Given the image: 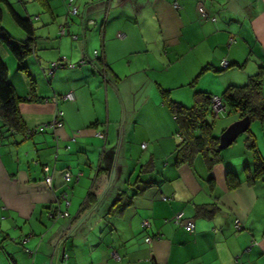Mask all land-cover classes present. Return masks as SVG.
<instances>
[{
	"label": "crops",
	"instance_id": "0c3cea01",
	"mask_svg": "<svg viewBox=\"0 0 264 264\" xmlns=\"http://www.w3.org/2000/svg\"><path fill=\"white\" fill-rule=\"evenodd\" d=\"M7 1L34 29L26 66L35 92L18 105L25 127L52 121L56 109L63 114L54 131L28 137L0 122V264H264V173L250 175L246 131L210 169L200 155L175 165L178 129L159 93L188 85L207 65L213 70L203 72L210 77L202 91L219 96L259 72L257 100L264 99V0H71L77 17H70L67 0ZM9 19L0 5V26L24 39ZM0 57L16 94L25 96L28 77L1 43ZM63 58L68 66L49 74ZM67 92L73 100L60 98ZM236 119L213 123V135ZM253 121L259 127L250 132L264 158L257 141L264 118ZM148 160L153 169L139 174ZM64 170L67 206L60 198ZM87 174L86 194L91 188L97 200L78 212ZM137 176L153 184L123 210L108 212ZM196 205L209 212L196 215ZM57 209L67 216L50 218ZM179 211L192 231L172 222Z\"/></svg>",
	"mask_w": 264,
	"mask_h": 264
},
{
	"label": "trees",
	"instance_id": "16d2710c",
	"mask_svg": "<svg viewBox=\"0 0 264 264\" xmlns=\"http://www.w3.org/2000/svg\"><path fill=\"white\" fill-rule=\"evenodd\" d=\"M2 4L6 6L8 14L12 21L24 32L25 38L22 40L13 39L8 31L0 26V43L4 44L7 47L16 63H18V70L24 72L28 77L29 90L25 96L20 97L16 94L12 84L8 79L7 67L0 57V122L1 125L3 127H6L8 130L21 132L24 134V137H28V134L33 135L49 129L47 128L40 131H35V129L40 125L33 129H26L18 110L19 103L27 98L31 99L35 92V81L29 74L26 64L24 65L23 63V60L31 53L33 48V45H30L33 43L34 29L30 21L20 16L12 8L7 0H0V5ZM57 62H59V66L60 64L62 66H68L66 62H62L60 60H58ZM207 70H213V68L207 65L203 66L196 77L189 83V85L192 86L196 78ZM258 76L259 72L249 77L246 84L241 86L229 85L223 90L219 97L225 103V113H236L238 114L239 118L248 116L250 121H253L255 119L262 120L264 118V99H261L259 101L257 100V97L259 96L258 91L260 89V79ZM159 93L162 98V104L167 107L170 114L174 117L178 129L177 134L179 136V141L174 152L175 165L190 163L195 155H200L203 158L204 163L206 164V168H212V166L221 159L222 151V149L218 148V137L214 136L212 133L214 123L213 118L214 116H216L210 109L211 98L213 95L206 91L195 90L192 93V104L190 106H185L180 102L172 100L169 97V90L160 88ZM61 125L62 122L60 126ZM56 128L57 127H55L54 129ZM54 129H52V131H54ZM245 135L244 146L251 152L253 158V170L251 171L250 175L252 178L258 177L264 173V158L259 154L256 148L254 136L249 129L246 130ZM152 169V161L148 160L139 167V174L150 172ZM65 172L66 171L64 170L62 173L63 179V175L65 174ZM227 174L231 177H234L232 172H228ZM138 177L139 176H137V178L131 183V185H128L126 187V190L121 191L116 195L110 205L108 212L116 213L123 210L124 207L131 203L133 196L140 194L153 184L152 182L142 181ZM68 180H65V188L60 193V198L63 201L64 199L61 197V194L62 192L67 193V205H69V186L66 184ZM50 187L52 188V180L50 183ZM127 189L129 191H132L129 195H127ZM96 200L97 197L95 196L94 191L90 188L82 203L79 205L78 212L85 210L88 206L94 204ZM53 211L55 212V210ZM53 211L49 213L50 218L61 217V215L57 214L58 211L61 214V211L59 209L56 210V213H54ZM208 212L209 210L205 205L195 206L196 215L204 216V214ZM64 256V258L67 257L66 255Z\"/></svg>",
	"mask_w": 264,
	"mask_h": 264
},
{
	"label": "built area",
	"instance_id": "2783aa9c",
	"mask_svg": "<svg viewBox=\"0 0 264 264\" xmlns=\"http://www.w3.org/2000/svg\"><path fill=\"white\" fill-rule=\"evenodd\" d=\"M67 3H68V7H69L68 8V13L71 14V15L76 14L77 13V9L74 6H71V0H67ZM200 14L202 16H204V17L206 16L205 15V12L203 10H201V9H200ZM93 56L94 57L97 56L96 50L93 52ZM61 60H62V62H65L64 61L65 60L64 58L61 59ZM84 62L85 61L82 60V61H80V64H83ZM220 64H221V66H225L226 65V61H222ZM58 66H59V62H57V61L51 63L50 66H49L48 72L51 73L54 69L58 68ZM60 66H62V65L60 64ZM70 66H73V65L71 64ZM60 98L61 99H65V100L66 99L67 100H73L74 99L73 94L71 92H67L64 95H61ZM56 100L57 99L54 97V100L53 101L56 102ZM210 109H211L212 113H214L215 115L220 114V113L224 112L225 103L223 102V100L219 96H212V98H211V104H210ZM62 114H63V112L61 110L56 109L55 112H54V117H53L52 121L49 122V123H45V124L40 125L38 128L35 129V131L36 130L37 131H40V130L47 129V128L54 129L55 127L60 126ZM97 135L99 137H101V138H104V134L103 133L98 132ZM141 146L142 147H145V143H142ZM42 171L44 173H47L49 171L48 165H43L42 166ZM63 177H64L65 180H68L69 177H70L69 172H65V174L63 175ZM44 183L48 187H50V183H51L50 176H47V175L44 176ZM61 197L64 199V201H65L64 203L67 206V204H68V201L66 199L67 193L66 192H62ZM57 214L58 215H61V216H67V212L66 211H61V214L58 211ZM172 222L174 224H176V225H182L188 231H192L193 230V222L191 220H185L182 211L177 212L173 216ZM235 224H236V227L239 228V226H238V220H235ZM147 225H148V221L147 220H142V226L146 227ZM150 240H151L150 237H146L145 238V241L146 242H149Z\"/></svg>",
	"mask_w": 264,
	"mask_h": 264
},
{
	"label": "rangeland",
	"instance_id": "374dc122",
	"mask_svg": "<svg viewBox=\"0 0 264 264\" xmlns=\"http://www.w3.org/2000/svg\"><path fill=\"white\" fill-rule=\"evenodd\" d=\"M67 11V10H66ZM77 17V15H73V16H70V17ZM102 17L103 16H101V19H102ZM9 21H10V23H13L10 19H9ZM76 22V21H75ZM77 25H78V22L76 23ZM86 28H88V29H90L91 28V26H90V24H89V27L87 26ZM82 29V28H81ZM85 29V28H84ZM69 41H70V38H69ZM7 48V47H6ZM32 56L31 55H28V56H26V58L23 60V63H24V65L26 64V62L29 60V58H31ZM77 62V61H76ZM23 63H22V65H23ZM16 66H18V63H16ZM203 66V65H202ZM80 67V66H79ZM8 68V67H7ZM199 69H200V65L198 66V68L194 71V73H193V75H192V77H191V79L193 80L195 77H196V75L198 74V71H199ZM128 71V70H127ZM215 76H217V74L215 75ZM168 77H170V79H172V76L170 75V76H168ZM208 77H210L209 75H205L204 76V73L203 74H201L199 77H197V79H196V81H195V83H193V85L192 86H190L189 84L188 85H185V86H181V87H178V88H176V89H174V91L172 90L171 92H170V95H169V97L172 99V100H174V101H178V102H181V104H183V105H185V106H190L191 104H192V93L195 91V90H204V88H206L207 86H208V83H209V81L207 80L208 79ZM33 79H35L34 77H32ZM166 78V77H165ZM190 79V80H191ZM191 80V81H192ZM188 82H190V81H188ZM204 82H205V85H204ZM122 82H119V85H122L121 84ZM207 90V89H206ZM209 91V90H208ZM187 92V94H189L190 95V97H189V99L186 101V103H182L183 102V96H184V94ZM210 92V91H209ZM178 97V98H177ZM231 114H229V113H225V112H222V113H220V114H218V115H216V116H214V118H213V120H214V124L216 123V122H218V121H220L221 119H224V118H226V117H231V116H233V115H236V113H233V112H230ZM209 119H210V117H209ZM212 119V118H211ZM237 120V119H236ZM235 121V120H234ZM233 122V121H232ZM231 122V123H232ZM213 124V125H214ZM230 124V123H229ZM228 124V125H229ZM227 125V126H228ZM254 125H258V127H259V123H257L256 121H253L252 123H250V125H249V130L252 132V128H253V126ZM226 126V127H227ZM225 127V128H226ZM220 133H221V131H219V133H216L217 135H216V137H219V135H220ZM244 135V133H241L240 135H238V137L237 138H240L241 136H243ZM236 138V139H237ZM257 141H258V144L260 145V146H262V144L264 143V128L262 127L261 128V130H260V136L259 137H257ZM135 152V151H134ZM86 178L85 179H87L86 181H85V187H84V189H83V191H82V194L80 195V198H79V202L80 201H82L83 200V198H84V196H85V194H86V191H87V189H88V187L90 186V183H91V177H92V175L89 177V175L87 174L86 176H85ZM81 184V183H80ZM80 184H78V182L76 183V184H74V185H80ZM78 208V206L76 207V209ZM75 209V210H76ZM74 214H75V211H74V213L72 214V216H74Z\"/></svg>",
	"mask_w": 264,
	"mask_h": 264
},
{
	"label": "water",
	"instance_id": "95a60500",
	"mask_svg": "<svg viewBox=\"0 0 264 264\" xmlns=\"http://www.w3.org/2000/svg\"><path fill=\"white\" fill-rule=\"evenodd\" d=\"M43 71V69L41 70ZM250 119L243 116L230 123L218 137V148L224 149L228 147L241 133H244L249 127Z\"/></svg>",
	"mask_w": 264,
	"mask_h": 264
}]
</instances>
